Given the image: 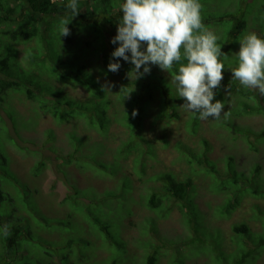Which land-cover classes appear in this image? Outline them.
Wrapping results in <instances>:
<instances>
[{
  "label": "trees",
  "instance_id": "1",
  "mask_svg": "<svg viewBox=\"0 0 264 264\" xmlns=\"http://www.w3.org/2000/svg\"><path fill=\"white\" fill-rule=\"evenodd\" d=\"M173 1L0 0V107L8 104V98L12 94H21L29 99L34 104L36 115L29 117L25 128L36 124L38 110L49 113L58 122L83 118L89 127L102 135L107 133L112 123H119L129 130V135L118 145L114 161L110 164L99 161V167L105 171L103 174H112L117 169L118 159H126L134 151L137 154L134 158L135 174L140 176L144 171L145 159L154 154L151 144L141 135L144 111L150 99L158 97L161 108L156 119L166 116L177 117L174 101L179 95L173 92L170 82L152 67V59L144 56L143 48L146 46L150 51L165 58L168 70L173 76L185 80L195 73L192 77L194 87L201 88L207 84L209 89L207 98L196 107L187 121L191 133H196L202 114L211 113L213 108L224 103L227 98L235 99V103L225 109L227 119L223 123L227 128L238 130L232 126L229 116L255 113L264 115V54L250 55V49H247L245 54L236 53L233 51L234 46H237L236 42H229V45L227 43L232 30L236 39L244 34L245 18L238 17L237 13L220 16L212 11L213 0H180L177 6ZM192 1L196 3L190 9L189 15H186L185 6ZM183 2L185 6L181 7ZM129 14H134L137 18L145 16L146 21L140 26H135L128 18ZM155 14H158V17H154ZM239 14L242 15L240 9ZM181 24L185 25L184 31L175 37L176 28ZM263 24L264 22L260 26ZM224 30L225 34L222 35ZM115 32L117 35H114ZM30 42L33 43L29 45ZM20 44L27 45L22 56L19 55ZM261 50L262 47L258 51ZM128 53L129 60L121 62L123 56ZM157 54L154 58L158 56ZM255 55L262 57L256 61L259 66L258 74L246 73L254 82L253 89L245 84L243 79L238 81L232 78V75H227L234 66L224 68L225 65H230L223 63L224 60L231 58L232 63L235 61L239 65H246ZM139 60L141 68L137 77L131 81L127 79L126 73L133 68L137 69L139 66L136 63ZM113 72L123 77L120 80L121 92L117 97L121 100L126 93L129 96L123 101L121 114L115 113L112 116L108 112L111 106L108 90L99 77L109 76ZM54 81L62 84L68 82L79 84L88 91L89 98L81 103L61 97L59 95L62 89L55 86ZM224 82L226 86L222 84ZM185 92L182 90V93ZM188 93L192 95L191 90H188ZM6 111L14 120L16 110L9 106ZM244 132L246 135H253L252 142L247 139L249 147L259 151L258 145L264 143V127L259 131L246 128ZM46 135L47 139L53 137L50 130H47ZM69 140L73 145L72 151L57 154L52 160L48 159L49 165L41 157L33 164L31 172L38 175L43 168L52 171L53 168L62 170V167L71 164L80 170H93L95 152L89 155L79 153L81 139L74 132L69 134ZM7 142L15 143V139L0 117V205L10 208L0 213V238L3 239L0 243V264H12L15 259L27 254L25 249L18 250L17 247L26 244L21 242L22 238L28 235L22 227L30 214L25 202L36 203L34 201L36 189L34 192L29 190L30 188L22 183L10 166ZM201 144L204 149L195 150L179 142L177 150L187 162L209 165L211 171H215L212 188L226 194L224 203L219 206L221 208L218 217L228 218L246 196L264 198V166L253 163L249 169L251 171L245 172L238 170L233 158L227 156L224 161L225 170L218 173L207 155L210 149L207 140L202 138ZM129 178L128 175L121 178L119 197L111 190L105 191L103 197L93 198L87 192L79 196L80 189H76L75 194H65L60 202L67 209L56 218H47L38 207H34L36 211L34 214L44 219V230H40L41 235L44 231L59 235L63 234V231L76 233L86 230L87 238L81 240L90 245L92 239H89V236L100 239L106 249L117 253V257H112L108 264H118L121 255L127 254L120 235V220L122 215L130 213V210L125 206L116 207L111 211L105 210L103 207L108 205V202L104 199L107 196L118 197L119 202L121 200L125 202L124 196L132 188ZM153 179L160 185L147 192L144 205L154 212L157 219L168 218L176 206L183 216L185 228L189 229L191 234L179 233L170 239L148 237L146 240L152 241L148 242L152 251L145 257L132 252L131 258H134L131 264L138 262L155 264L167 255V252L172 251L171 244L177 241L182 245H189L192 250L190 252L187 248L183 252H180V249L176 250L170 259V256L168 257L166 264H186L189 259L198 255H205L212 264H255L263 257L264 229L259 232L251 231L245 221L232 224L229 239L233 241L235 247L227 251L224 247L225 238L220 229L216 228L213 232L209 231L212 230L210 228L206 231L205 227L201 226L202 222L195 213V210L198 212L199 210L195 196L193 198L194 185L190 178L177 179L172 172L164 171L153 175ZM54 185L53 183L52 187ZM22 186L29 188L24 196ZM27 193L30 200L26 199ZM85 197L87 201H84ZM262 213L264 228V211ZM201 216L206 226L204 216ZM53 222L57 225L52 226ZM149 224L150 230L156 233L158 228L152 218ZM74 236H71L73 243ZM143 241L139 244L141 245ZM67 246L72 247L71 244ZM68 252L67 249L55 252L48 248L44 251L46 260L42 264H51L53 259L66 262ZM37 255L38 253L31 252L30 258H37ZM19 264L33 262L27 260Z\"/></svg>",
  "mask_w": 264,
  "mask_h": 264
},
{
  "label": "rangeland",
  "instance_id": "2",
  "mask_svg": "<svg viewBox=\"0 0 264 264\" xmlns=\"http://www.w3.org/2000/svg\"><path fill=\"white\" fill-rule=\"evenodd\" d=\"M158 2L162 0H157ZM174 5L180 0H174ZM196 2L192 1L181 7H186V15H189L190 9L194 7ZM241 6V8H240ZM264 0H213L212 11L218 14L224 15L231 13H237V16L244 17L246 20L245 31L238 39L235 38L233 30L230 32L229 42L235 41L237 46H234L233 51L240 54H245L247 49H250L253 54H264ZM239 9L242 15L239 14ZM154 17H158L155 14ZM255 17V18H254ZM128 18L135 26L142 25L146 18H137L134 14H129ZM186 22V21H185ZM185 28L184 24L179 25L176 28L175 37L183 33ZM110 33V32H109ZM113 33V32H112ZM127 33V32H126ZM125 34V33H124ZM225 34V30L223 34ZM117 35V32L114 33ZM245 36V37H244ZM112 39V38H110ZM261 40V43H260ZM33 42H30L31 45ZM227 45V46H228ZM261 45V46H260ZM27 45L20 44L19 55H24V47ZM261 51H258L261 49ZM258 49V50H257ZM144 56H148L152 59V67L156 71L163 75L166 81L170 82L173 92L179 94L175 99L177 117L162 119H156V115L160 110V99H150L149 104L145 109V115L142 119L141 135L147 139L148 143L154 149V154L149 156L144 161V171L139 176L135 174L136 162L134 158L137 154L133 153L128 155L126 159H118L117 169L112 174H103L105 171L99 167V161L110 164L114 161L115 151L118 145L127 139L129 130L124 128L119 123H112L105 135L98 133L94 128L89 127L83 118H73L68 122H58L49 113H44L38 110V116H36V124L33 127L25 128L28 125L27 120L29 117H34L36 111L34 110V104L21 94H12L6 105L0 107V117L3 120L5 126L9 129L12 136H14L15 143H6V148L11 160V168L20 178L22 183L28 187H23L24 194L29 190L36 189L35 202L30 204L25 202L30 212L28 219L22 224L23 229L28 233L27 237L22 238V242L26 243L23 246L18 245L17 249H25L27 254L20 259H15L12 264H19L20 262L31 260L33 264H42L46 260L45 250L53 249L55 252L69 250L66 262L59 261V259H53L51 264H108L112 257L116 256L115 251H109L105 248V245L101 244V240L89 236L92 239L90 245H86L83 240H86L87 235L85 231L67 232L63 231V234L57 233H45L40 230H44V219L39 217L34 207H38L39 210L47 218H56L57 215H62L66 211V206H62L61 199L65 194H75L76 189H80L79 196H83L85 192L92 198L94 196L103 197V193L107 190L116 192L119 197L120 180L123 176L128 175L130 178L132 188L125 194L124 201L119 202L118 197L107 196L104 200L108 202V205H103L105 210H113L116 207H128L130 213L123 214L121 222L120 235L124 241L127 254L121 255L118 264H131L133 258L131 254L139 253L142 257H145L147 253L152 251L151 246L148 245L146 239L151 237H168L173 238L176 234L187 232L191 234V231L185 228L183 224V216L178 211L176 206L173 207L170 215L166 219H157L154 212L147 208L145 203V195L153 188L159 187V182L153 179V175L158 172L170 171L177 179L190 178L194 185L193 198L198 205V210L195 213L201 226L205 227L204 230L212 229L209 231H215L216 228L221 230L224 236V247L227 251H231L235 246L233 241L229 239L232 234L231 226L236 222L245 221L251 228V231H261L263 228L262 223V211H264V198H254L246 196L242 199L238 208H236L228 218L218 217V211L221 207L226 194L222 191H215L212 188L214 178L213 172L209 165L189 163L181 155V152L177 150V144L183 143L189 147L199 150L204 149L201 144V139L205 138L209 144V151H207L208 157L212 160L215 170L221 173L225 170V158L227 156L232 157L235 162V166L238 170L248 172L253 163H258L264 166V143L258 145L259 151H254L248 145V141H253V135L244 132L246 128H251L254 131H259L264 127V115L260 113L255 114H243L240 116L230 117L232 126L237 128H227L223 123L227 119L226 110L235 103V99L227 98L224 103L213 108L211 113L202 114L199 119V126L195 134L191 133L187 126V121L190 118L192 112L196 107L200 105L206 98L209 92L207 84L205 83L201 88L194 87L192 85L193 73L185 80L173 76L166 65V60L162 55L156 52L150 51L145 46L143 48ZM142 54V56H143ZM158 55L154 58L155 55ZM129 53L124 55L120 60L126 62L129 60ZM256 56V55H255ZM252 56V60L247 62L246 65H239L233 59L228 58L223 63H230L225 65L224 68L232 66L233 69L227 72V75H232V78L244 80V83L249 85L253 89L254 82L251 81V77L247 74H258L257 60L262 57ZM140 65V60L136 63ZM93 66V65H91ZM140 66L129 70L126 75L127 79L131 81L138 75ZM245 68V69H244ZM247 73V74H246ZM123 75V74H122ZM203 76V75H202ZM123 77L118 73H111L109 76H100V81L104 84L108 90L109 99L111 100V106L108 112L120 115L121 110L124 107V102L129 94L126 93L120 100L117 95L121 90V79ZM204 78V77H203ZM55 86L62 89L61 97L70 98L76 102H85L89 98V93L79 84L74 83H59L54 81ZM226 86V82L222 83ZM186 91L185 93H182ZM188 90H191L192 95H189ZM181 92V93H179ZM189 96V97H187ZM12 107L16 110L14 120L8 115L6 109ZM230 122V121H228ZM47 130L52 131L53 137L47 139ZM240 130V131H239ZM74 132L80 139V152L84 154H96V161H93L95 167L93 170H80L74 166V164L62 167V170L53 168V171L49 168H43L38 175H34L31 172L33 164L43 157L47 165H49L48 159H53L57 154H65L73 150V145L69 140V134ZM248 139V141H247ZM18 145V146H17ZM147 147L146 144H143ZM21 147V148H20ZM100 159V160H98ZM139 168L140 165L138 164ZM137 168V169H138ZM253 168V167H252ZM251 168V169H252ZM109 170V169H107ZM251 171V170H250ZM249 171V172H250ZM212 172V173H211ZM55 184L52 187V184ZM128 198V201H127ZM26 199L30 200V197L26 196ZM25 200V198H24ZM85 197L84 201H87ZM101 200V201H102ZM105 201V203H106ZM119 202V203H118ZM118 203V204H117ZM130 205V206H129ZM7 207V209H6ZM10 210L9 206L0 205V213ZM114 212V211H113ZM261 212V213H259ZM201 213V214H200ZM205 219V225L203 224V217ZM154 220L156 228L155 232L150 230L149 220ZM46 220V219H45ZM57 223L53 222V225ZM86 224V222H85ZM55 225V226H56ZM86 229V228H85ZM29 231V232H28ZM84 232V233H83ZM145 233V234H143ZM75 235L73 239L71 236ZM72 239V243H70ZM146 240V241H143ZM3 239L0 238V243ZM140 241H143L141 245ZM248 241V239H247ZM48 242V243H47ZM152 242V241H150ZM171 243V242H170ZM67 244H71L69 248ZM173 246L172 251L167 252L161 260L159 259L155 264H166V261L171 258L172 254L180 249V252L188 250L190 252L192 247L189 245H182L180 241H177ZM64 248V249H63ZM31 249V250H29ZM143 250V251H142ZM31 252L38 253L37 258H30ZM111 253V254H110ZM143 253V254H142ZM11 255V254H10ZM258 259L255 264H264V254ZM145 264V263H136ZM186 264H212L211 261L205 255H198L191 259Z\"/></svg>",
  "mask_w": 264,
  "mask_h": 264
},
{
  "label": "bare ground",
  "instance_id": "3",
  "mask_svg": "<svg viewBox=\"0 0 264 264\" xmlns=\"http://www.w3.org/2000/svg\"><path fill=\"white\" fill-rule=\"evenodd\" d=\"M171 3H172V1H171ZM77 35V34H76ZM73 36V35H72ZM233 43V42H232ZM258 50V49H257ZM224 70V69H223ZM225 80V79H224Z\"/></svg>",
  "mask_w": 264,
  "mask_h": 264
}]
</instances>
